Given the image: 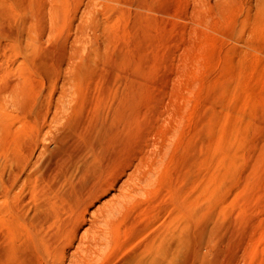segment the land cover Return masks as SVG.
I'll use <instances>...</instances> for the list:
<instances>
[{"label":"rangeland","instance_id":"rangeland-1","mask_svg":"<svg viewBox=\"0 0 264 264\" xmlns=\"http://www.w3.org/2000/svg\"><path fill=\"white\" fill-rule=\"evenodd\" d=\"M9 85L25 106L36 99L54 162L66 128L76 148L74 120L135 97L125 137L145 129L156 169L117 213L124 245L105 264L164 227L185 235L189 264H264V0H0V91Z\"/></svg>","mask_w":264,"mask_h":264},{"label":"bare ground","instance_id":"bare-ground-1","mask_svg":"<svg viewBox=\"0 0 264 264\" xmlns=\"http://www.w3.org/2000/svg\"><path fill=\"white\" fill-rule=\"evenodd\" d=\"M10 85L9 90L6 87L0 91V264H105L107 257L124 245H114L119 237L117 213L136 199L138 193L147 190L151 180L149 175L155 165L152 157H146L142 150L145 129L125 137L129 127L139 119V112L133 107L135 97L123 94L127 99L122 101L124 97H121L122 105L104 100L105 103L101 99V103L107 104V107L102 104L103 110L108 109L106 112L95 111L88 119L82 117L70 121V132L74 136L72 144L76 148L72 150L71 143L67 144L65 136H61L66 128L61 137L56 136L54 162L52 155L46 154L49 152L43 141L46 121L43 122L38 114L36 99H30L25 106L27 98L17 91V87ZM84 104L87 105V101ZM11 106H16L18 113H13ZM62 108L58 112L65 110ZM157 112L154 105L147 111V116H155ZM60 114H54L57 124L60 119L65 120L57 119ZM121 177L123 180L118 187ZM116 185L117 194H112L111 198L108 195L107 202L93 209L95 211H89L109 190L116 189ZM171 233L164 227L143 244L136 246L131 242L135 247L114 258L111 264H189L186 257L188 240L180 232L178 236Z\"/></svg>","mask_w":264,"mask_h":264}]
</instances>
